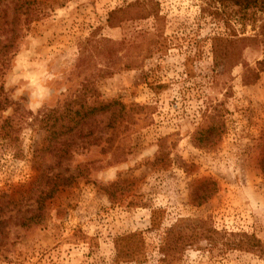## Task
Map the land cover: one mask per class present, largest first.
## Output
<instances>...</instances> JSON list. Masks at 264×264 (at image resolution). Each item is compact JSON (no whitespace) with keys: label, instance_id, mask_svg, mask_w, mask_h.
<instances>
[{"label":"rangeland","instance_id":"374dc122","mask_svg":"<svg viewBox=\"0 0 264 264\" xmlns=\"http://www.w3.org/2000/svg\"><path fill=\"white\" fill-rule=\"evenodd\" d=\"M17 2L0 0V45L19 27L0 56L10 101L0 123L19 120L13 139L0 131V193L34 206L45 134L33 115L78 93L91 99L87 79L94 97L143 107L115 153L75 149L59 169L84 174L46 200L39 223L3 216L0 264H264V72L242 82L264 57V11L240 16L211 0H25L21 11ZM142 6L148 15L135 12ZM116 8L128 17L110 27ZM87 37L119 42L114 60ZM215 41L227 60L214 58ZM207 125L210 140L196 143Z\"/></svg>","mask_w":264,"mask_h":264},{"label":"trees","instance_id":"16d2710c","mask_svg":"<svg viewBox=\"0 0 264 264\" xmlns=\"http://www.w3.org/2000/svg\"><path fill=\"white\" fill-rule=\"evenodd\" d=\"M211 1L231 2L236 6V12L240 16H245L250 7H257L264 11V0ZM24 2L25 0H18L15 4L16 9L21 11ZM141 10L145 11L141 14H149L146 12L148 11L147 7L144 6H142V8H137L135 12L138 13ZM28 14L32 13L28 12ZM126 14L127 11L125 8L111 10L106 20L108 26H117L122 20L128 17ZM18 29V26L11 27L10 31L12 35L8 39L6 38V41L0 45V56L8 53L14 46ZM246 39L253 40L254 38L238 37L233 43H236L235 41L241 42ZM84 44L89 45L92 49H97L100 55L106 57V60L109 62L110 60L113 61L114 56L117 55V45H119V42H112V40L105 37H87ZM213 46L214 58L224 60L229 58V49L227 46H222L218 41H215ZM260 72H264V57L256 61V67L245 68L242 74V82L244 84L256 82ZM111 73L112 72L107 74ZM91 84L92 81L89 79H87L84 84L85 91H92L91 99H87L85 94L78 93L66 99L59 106L42 110L35 116L33 115V122H40L45 134L44 144L35 151L36 156H38L40 160V165L38 173L31 183L28 195V198L33 199L34 206L22 209L21 200L23 198L12 199L8 198L6 193H0L1 236L6 233L4 232L5 219L3 216L11 211H14V213L19 216L18 222H20L22 227H29L31 224L39 223L42 220L46 200L52 198L60 188L70 186L79 175L84 174L83 170L73 174L68 172L69 168H65L64 171L59 169L66 161L71 159L75 149L103 144L104 146L101 148L102 152L112 151L115 153L117 150L116 141L119 134L128 127V123L134 122L132 120L134 110L138 112V108L141 109L143 107L134 103L127 106L116 99L103 100L96 96L94 97V94L97 92ZM9 104L10 101L7 97L2 96L0 93V110L4 109V107ZM13 115L14 114L7 116L0 123V131L3 138H11L14 134L15 124L19 123V120L13 123V120H15ZM103 117L106 118L105 123H103ZM212 128L213 125L202 126L200 131L204 129V133L200 132L199 135L195 137L196 143L204 144L205 141H209V132ZM45 156L52 159V163H47L45 161ZM259 167L264 176V148L259 156ZM27 211L32 212V214L29 216L26 215Z\"/></svg>","mask_w":264,"mask_h":264}]
</instances>
